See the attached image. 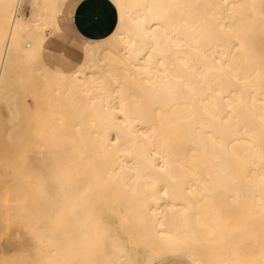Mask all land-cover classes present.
<instances>
[{"label": "bare ground", "instance_id": "obj_1", "mask_svg": "<svg viewBox=\"0 0 264 264\" xmlns=\"http://www.w3.org/2000/svg\"><path fill=\"white\" fill-rule=\"evenodd\" d=\"M0 264H264V0H0Z\"/></svg>", "mask_w": 264, "mask_h": 264}, {"label": "crops", "instance_id": "obj_2", "mask_svg": "<svg viewBox=\"0 0 264 264\" xmlns=\"http://www.w3.org/2000/svg\"><path fill=\"white\" fill-rule=\"evenodd\" d=\"M114 26V16L109 10L102 7L88 11L80 21L81 31L89 37L106 36ZM56 37L47 44L43 58L52 68L60 67L69 70L79 62L80 54L76 46L64 39L65 37Z\"/></svg>", "mask_w": 264, "mask_h": 264}, {"label": "rangeland", "instance_id": "obj_3", "mask_svg": "<svg viewBox=\"0 0 264 264\" xmlns=\"http://www.w3.org/2000/svg\"><path fill=\"white\" fill-rule=\"evenodd\" d=\"M30 9V2L26 4L25 11H29ZM111 22V20H110ZM112 23V22H111ZM32 91L31 93H33ZM35 109L31 110L28 114L25 115V123L27 126L26 134L28 136L27 141L30 142H41L44 139L42 136L46 133V128L50 126L52 121H57L56 124L58 126H63L66 128L63 132L69 133L68 128L72 125L71 118L72 115L70 114H64L63 110H55L53 113H45V112H34ZM29 111V110H28ZM32 113V114H30ZM4 231H7V228L12 231L15 229V227L10 222L5 223L3 227ZM8 232V231H7ZM6 235V239H7Z\"/></svg>", "mask_w": 264, "mask_h": 264}]
</instances>
